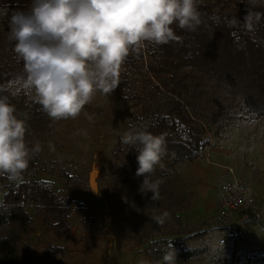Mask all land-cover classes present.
I'll list each match as a JSON object with an SVG mask.
<instances>
[{
  "label": "trees",
  "instance_id": "1",
  "mask_svg": "<svg viewBox=\"0 0 264 264\" xmlns=\"http://www.w3.org/2000/svg\"><path fill=\"white\" fill-rule=\"evenodd\" d=\"M198 4L202 23L196 31L176 28V34L182 37L180 43L149 45L139 55L133 54L122 71L123 99L136 106L134 112L127 111L129 123L153 135H163L166 145L161 163H167L169 172L159 174L157 166L151 177L161 180V198L155 202L150 201L151 193L139 192L143 177L135 175L136 150L122 145L120 138L113 150L118 164L111 190L118 194L127 189L125 203L133 214L141 216L135 242L137 246L146 245L147 264H160L169 244L178 253L177 264L188 262L197 254L180 241L168 238L179 236L178 231H170L166 238H151L161 227L152 218L153 209L158 210L156 214L163 211L175 192L179 179L176 165L199 159L207 145L204 135L212 126L218 130L240 120H264V21L255 34H249L229 24L233 18L245 15L242 0H198ZM30 5L31 0H0V15L11 17L16 11H27ZM12 49L13 43L0 29V95L9 96L20 118L28 117L29 144L48 134L53 122L23 91L16 97L9 94L15 90L14 78L23 67ZM39 169L44 170V165L37 155L30 161L23 183L9 185L6 176H0V264H21L22 242L35 232L29 206L35 213H43L44 220L51 221L49 226L56 236L68 230L69 200L57 197L53 182L35 180ZM64 178L72 181L68 175ZM202 236L191 234L187 240ZM62 252L65 250L57 247L51 250L53 254Z\"/></svg>",
  "mask_w": 264,
  "mask_h": 264
},
{
  "label": "rangeland",
  "instance_id": "2",
  "mask_svg": "<svg viewBox=\"0 0 264 264\" xmlns=\"http://www.w3.org/2000/svg\"><path fill=\"white\" fill-rule=\"evenodd\" d=\"M9 19L0 15V29L7 38ZM122 71L120 86L111 95L97 93L78 118L57 121L48 134L29 142L30 147L37 141L42 145L38 155L44 170H38L35 180L53 182L57 197L69 200L71 216L67 232L56 236L51 221L29 206L35 232L22 242L21 264H147L146 245L135 242L141 216L133 214L125 203L127 189L118 194L111 190L118 164L113 150L129 128L127 111L136 110L132 102L123 99ZM204 141L207 145L196 162L176 165L179 179L175 192L163 207L169 218L151 238H166L170 231L181 233L168 238L197 254L180 264H264V120H240L218 130L212 126ZM49 142L55 151L49 149ZM217 152L221 156L215 159ZM162 165L158 173L168 174L167 163ZM233 180L252 190L251 210L233 213L218 209L220 188ZM195 233L203 236L187 240ZM54 247L65 252L53 254Z\"/></svg>",
  "mask_w": 264,
  "mask_h": 264
},
{
  "label": "clouds",
  "instance_id": "3",
  "mask_svg": "<svg viewBox=\"0 0 264 264\" xmlns=\"http://www.w3.org/2000/svg\"><path fill=\"white\" fill-rule=\"evenodd\" d=\"M242 2L245 15L229 24L255 34L264 21V0ZM198 9V0H31L27 11L9 19L8 40L23 65L9 94L23 91L53 123L78 118L97 93L108 96L120 86L130 54L139 55L149 45L180 43L176 28L196 31L202 23ZM27 120L17 115L8 95H0V176L16 183H23L30 161L42 151L39 141L31 147L26 142ZM120 143L137 152L135 175L143 177L139 192L158 201L161 180L151 177L163 167L164 136L130 124ZM48 146L55 151L51 142ZM157 211L152 218L163 225L169 212ZM177 255L169 244L160 264H177Z\"/></svg>",
  "mask_w": 264,
  "mask_h": 264
},
{
  "label": "built area",
  "instance_id": "4",
  "mask_svg": "<svg viewBox=\"0 0 264 264\" xmlns=\"http://www.w3.org/2000/svg\"><path fill=\"white\" fill-rule=\"evenodd\" d=\"M253 200L252 190L233 180L222 185L216 203L222 212L243 213L251 210Z\"/></svg>",
  "mask_w": 264,
  "mask_h": 264
},
{
  "label": "crops",
  "instance_id": "5",
  "mask_svg": "<svg viewBox=\"0 0 264 264\" xmlns=\"http://www.w3.org/2000/svg\"><path fill=\"white\" fill-rule=\"evenodd\" d=\"M218 153H219V152L215 153V157H216L215 159H217V157L219 158V157L221 156V155H218ZM217 155H218V156H217ZM195 162H196V161H195ZM1 200H2V199L0 198V202H1Z\"/></svg>",
  "mask_w": 264,
  "mask_h": 264
}]
</instances>
